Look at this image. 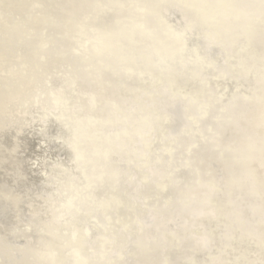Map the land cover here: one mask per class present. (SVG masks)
<instances>
[{"label": "bare ground", "instance_id": "1", "mask_svg": "<svg viewBox=\"0 0 264 264\" xmlns=\"http://www.w3.org/2000/svg\"><path fill=\"white\" fill-rule=\"evenodd\" d=\"M4 1L0 2V134H3L0 135V167L4 170L0 172V181L8 187L2 191L8 203L0 202V209L4 208L2 212H5V221H0V264H22L23 260L27 264H123L129 262L126 261L127 253L135 257L133 264H148L141 261L140 253L148 254L147 261L151 264H162L164 258L166 264H179L169 253L171 248L166 246L170 234L179 241V253L192 264H222L224 255L228 256L230 264H263L264 257L262 259L260 252L264 247V121L259 118L261 107L241 106L239 94L235 92L244 87L248 91L240 92L251 104L258 97L264 101V83L261 85L262 79H259L264 73L260 67L248 63L245 54L241 53L244 50L246 54H256L264 64V7L261 0H245L240 13L242 17L236 23L227 15L231 13L222 8L218 18L205 16L207 12L196 0L194 4L189 0H60V4L57 0H50V4L36 0L40 8L36 14L43 16V20L27 14L31 22L24 18L32 6L26 7L30 0ZM254 4L260 14L246 19L248 15L244 11L251 10L250 5ZM155 17L164 18L172 27L184 28L182 32L187 35L184 38L188 37L185 40L198 42L194 45L197 56L190 52L192 45H186L187 42H184L186 48L180 49L167 40L155 25ZM247 20L250 29L246 27ZM137 25L142 30L132 32L133 54L130 57L127 54L125 62L114 60L118 56L116 53L113 56L114 48L108 51L98 47L96 41L92 43L96 54L91 50V38L95 36L108 37L112 43L125 46L118 34L123 30L121 27L135 28ZM91 31L95 35L91 36ZM243 36L248 42L240 40ZM83 37L88 38L83 41ZM37 39L47 46L41 52L42 65L37 60V50L33 53L32 48ZM72 39L79 44L71 46L79 57L74 60L67 47ZM162 47H170L174 52L179 49L180 57L174 54L169 59L168 54L160 53ZM154 53H159L158 59H154ZM61 59L67 70L61 68ZM78 59L84 60L85 64H80ZM21 65L23 79L20 78ZM122 69L128 74L125 75ZM146 73L151 75V80L148 81ZM253 76L258 77L259 85L249 90L252 86L246 87L245 82ZM211 78L221 88L218 96L212 89ZM233 78L238 84L235 89H229V81ZM70 79L75 85L74 92L67 86ZM170 80L184 84L172 89L173 100L166 94ZM207 85L209 88L205 89ZM48 93L54 96L57 110L48 100ZM34 97L37 110L33 111ZM91 97L93 106L87 102ZM175 104L185 117L188 114L193 119L197 128L185 120L179 131L170 132L174 120L164 109ZM111 105L114 110L108 109ZM195 106L204 110L203 119L199 118ZM217 106L236 122L235 129L217 131L214 128L210 122L212 116L221 124L216 115ZM154 113L158 115L154 117ZM49 114L55 119L51 122L55 126L52 135H49L47 122L52 121ZM43 115L47 121L42 120ZM204 123L213 135L205 133ZM62 125L68 127V134L60 130ZM72 131H75L74 140H70ZM195 132L202 136L203 143L198 142ZM140 138L149 142V153L141 150ZM191 138L196 139L193 142L195 148L186 157L184 151ZM208 140L212 142L208 143ZM155 141H161L159 146L164 149L156 147ZM70 145L75 149V164L68 152ZM214 146L227 161L231 158L225 152L227 149L237 161L241 158L246 161L245 149L250 147L248 170L255 180L254 190L259 198L253 199L250 195L253 183L247 173L227 161H219ZM164 152L170 154L172 162H169L171 169L163 174L159 168L168 164ZM32 153L33 157L30 156ZM125 156L129 172L122 166ZM139 156L145 160L141 162ZM183 158L199 175L198 186L187 183L186 189L182 184L176 188L179 177L175 178V171L180 170ZM52 160L60 169L51 165ZM5 162L8 168H3ZM79 167L86 182L77 179ZM134 168L143 174L148 190L139 184ZM42 175L44 184L55 187L56 197L60 198L61 190L67 202L61 199L57 204L55 196L48 192L45 196L37 191L28 192L32 191L30 188H36L37 181H42ZM153 183L171 193L163 197L171 207L177 192L181 194L180 200L188 202L189 208L181 218L182 222L174 221L173 212L161 206L158 194L148 193L153 190ZM211 185L219 191V198L213 197ZM109 195L119 206L112 204ZM142 198L147 201L145 205ZM129 199L134 200L133 204L141 211L155 208L151 229L143 227L139 218L141 211H136L134 217L128 212ZM207 199L220 216L211 232H207V222H212L215 217L206 204ZM100 205L107 223L98 215ZM23 206L27 207L28 215L20 214ZM10 210H14L13 213L7 214ZM76 210L82 215L92 214L89 218H81L76 216ZM229 213L234 215L236 222L226 217ZM254 215H257L255 222ZM138 222L143 227L142 233L138 232ZM67 224L73 225L74 229L68 228ZM9 232L17 242L10 241ZM72 232L74 235L79 233L83 253L74 248L65 249L70 245L65 235ZM130 233L136 237L132 243L129 242ZM98 243L104 249L100 253L104 259L101 263L97 255ZM129 246L132 248L128 250ZM212 248L216 252L210 253ZM16 249L22 256L11 260ZM72 250L78 253L73 261L68 259ZM116 250L124 262L112 255ZM206 254L210 255L209 260L203 258Z\"/></svg>", "mask_w": 264, "mask_h": 264}, {"label": "water", "instance_id": "2", "mask_svg": "<svg viewBox=\"0 0 264 264\" xmlns=\"http://www.w3.org/2000/svg\"><path fill=\"white\" fill-rule=\"evenodd\" d=\"M1 1H4V0H1ZM0 1V2H1ZM7 0H5L4 2H6ZM35 1L36 0H30V2H29V4L27 5V3H26V7H29V5H32V6H30L29 7V9L26 11V13L24 14V18L26 19V21H29V22H31L32 20L27 16V14H29V15H31V14H33V16H35V17H38L39 18V21H42L43 19H41L42 17H40V16H38L36 13H37V11L40 9L39 7H38V4H36L35 3ZM38 1H42V0H38ZM45 1V3H47V4H50V0H44ZM191 3H195V1L194 0H189ZM198 3H200V5L202 6V7H204V9H205V12H207L206 14H205V16L206 15H209V16H211V15H215L217 18L218 17H220L221 16V14H220V8H222V10H225L226 12H228V13H231V14H227V15H230V16H232L233 17V21L236 23V21L237 20H240L241 19V17H242V15H240V13H241V9L242 8H244V4H245V0H196ZM247 1V0H246ZM255 1V0H254ZM60 0H57V3H59L60 4ZM176 2H178V4H179V6L180 7H182L181 6V3L179 2V1H176ZM255 4L257 3V2H254ZM255 4L254 5H250L251 6V10H248V11H244V12H246V14L245 15H248L247 17H246V19H249V18H251L254 14H260L259 13V11H258V9L256 8V6H255ZM183 5V4H182ZM263 7H264V5H262ZM211 9H214V10H216V11H212V12H210V10ZM236 9H238V10H236ZM195 11V10H194ZM231 11V12H230ZM139 12H141V11H139ZM196 12V11H195ZM202 12V11H201ZM197 14V13H196ZM201 14V13H200ZM242 14V13H241ZM198 15V14H197ZM240 15V16H239ZM199 16V15H198ZM209 20H211V18H209ZM244 21H246L245 19L243 20V22ZM212 21H209V23H211ZM256 22H258V21H256ZM154 23H155V25L157 26V28H158V30L161 32V34L164 36V37H167V40H171V41H173V43H174V45H177L178 47L180 46V49H182V48H186V46H185V44H184V42L186 43L187 42V40H185V39H188V37H186V38H184L185 36H187L186 34H184V32H182L183 31V29L184 28H182V27H178V26H173L172 27V25H170L164 18H161V17H155L154 18ZM176 27V28H175ZM246 27L247 28H249L250 29V23L248 22V20H247V22H246ZM121 28H123V30H121L118 34H119V37L121 38V40H123L126 44H124L125 46H123V45H120L118 42H115V43H112V41L108 38V37H104L103 39L100 37V36H95L94 38H91V42H90V48H91V50L94 52V54H96V50H95V48H94V46L92 45V43H95V41H96V44L98 45V47H101V48H103V47H105L106 48V50H108V51H110V50H112L113 48V50H112V52H113V56L115 55V53H116V55H118V56H115L114 57V60H118V61H124L125 62V56H127V54L129 55V57L133 54V47H132V32L133 31H138V32H141V30H142V27L140 26V25H137V27H132V28H130L129 26H122ZM204 28H208V27H204ZM39 29L41 30L42 29V25L41 26H39ZM189 30V29H188ZM177 31H180L179 33L177 32ZM90 34H91V36H93V35H95V33H93L92 31L90 32ZM90 36V37H91ZM84 38V37H83ZM86 38H88V37H85L84 39H82L83 41L86 39ZM207 38V37H206ZM240 40H244V42H248V40H247V38L245 37V36H243L242 38H240ZM230 42V41H229ZM44 42H42V41H40L39 39H37L36 41H34V44H32L33 46H32V48H33V53L35 52V49L37 50V54H36V57H37V60H38V62L42 65V64H44V59H43V56H42V54H41V52L44 50V49H46L47 48V46H45L44 44H43ZM158 43V45L159 46H161L160 44H159V42H157ZM231 43V42H230ZM192 45V47L190 48V52L196 57L197 56V53H196V50H195V46L194 45H198V42H196V41H189V42H187L186 43V45ZM79 46V44L74 40V39H72L71 41H70V43H68V45H67V47H70V52H69V54H70V56H71V58L74 60L75 58H79L78 57V55H77V53L75 52V51H73L72 50V48H71V46ZM128 45V46H127ZM108 46V47H107ZM169 48V49H168ZM233 49H234V47H233ZM199 52L201 53L202 51H200L199 50ZM160 53H163V54H168V58L170 59V58H172V56H174V54H175V56H178V57H180V51H179V49H178V51H176V52H174V50L172 49V48H170V47H162L161 49H160ZM241 53L242 54H245V57H246V59H247V62L248 63H250L253 67H260V70L261 71H263V73H264V64L262 63L263 61L260 59V57L258 56V55H256V54H251V52H250V54H246L245 52H244V50H242L241 51ZM60 58H61V56H60ZM159 58V53H154V59H158ZM64 61L61 59V61H60V65H61V68L62 69H64V70H67L68 68H67V66H63L62 65V63H63ZM78 62H80V64H85V61L84 60H81V59H78ZM224 65H225V67H227V63H225L224 62ZM179 66H181V65H179ZM66 68V69H65ZM35 70H38V69H35ZM125 69H122V72H124V74L125 75H127L128 73H127V71H124ZM127 70V69H126ZM19 71H20V78L21 79H23V75H22V73H23V67H22V65L21 66H19ZM68 75H65V77H67ZM64 77V78H65ZM138 78H141V76H138ZM137 78V79H138ZM146 78H148V81L149 80H151V75L149 74V73H146ZM262 79V80H260V84L262 85L263 83H264V76H260L259 77V79ZM258 79V77H255V76H253L251 79H250V81L249 82H245V86L247 87V86H252L251 88H249V90H253L254 89V87H256V86H258L259 85V81L257 80ZM31 80V79H30ZM139 80V79H138ZM211 86H212V89H213V91L215 92V94H216V96H218L217 94H218V92L220 91V89L221 88H218L217 87V85L216 84H214L213 82L215 81V79H213V78H211ZM70 81H71V83H70V85H67L68 86V88H70V91L71 92H74V87H75V85L73 84V82H72V79H70ZM236 84H238V81L235 79V78H233V79H231L230 81H229V89H235V85ZM12 85H14V84H12ZM179 85H184V84H180V83H178V82H176L175 80H170L168 83H167V87H166V94L171 98V97H173L174 95H173V93H172V89L174 88V89H176V88H178V86ZM14 87H16V86H14ZM17 88H20V87H17ZM209 88V85H207L206 86V88L205 89H208ZM228 89H226V91H227ZM241 90H247L246 88H244V87H239V88H237V89H235V92H238V94H239V102L241 103V106H245V107H250V108H252L253 107V105L254 106H257V107H261V113H260V115H259V118H260V120L261 121H264V101L263 100H260V98L258 97V100L256 101V102H254V103H252L251 104V101L249 100V99H247L246 97H245V95L243 94V93H241L240 91ZM248 91V90H247ZM75 94V93H74ZM218 98H220V97H218ZM54 99V96L53 95H51V93H48V100L51 102V104L53 105V108H54V110H57L58 109V107H56V105H55V100H53ZM172 100H173V98H171ZM205 99H207V97H205ZM87 102H88V104L90 105V106H93L94 105V100L92 99V97L91 98H88L87 99ZM195 102V101H194ZM197 102V101H196ZM196 102L194 103V104H196ZM32 104H33V111L34 110H37V106H36V97H34L33 98V102H32ZM21 105H23V107L25 106V104L24 103H22ZM249 105H251V106H249ZM261 105V106H260ZM217 114L216 115H218V117L220 118V122H221V124H219L218 122V119L217 118H215V117H213L212 116V118H211V123L213 124V126H214V128H216V130L217 131H219V130H231V129H235L236 128V122H234L233 120H231L230 118H228V116L225 114V112L222 110V109H220L218 106H217ZM108 109L109 110H114V107L111 105L110 107H108ZM164 110H167L168 112H170L171 113V115H172V118H173V120H174V123L172 124V126L170 127V132H177V131H179L180 129H181V127H182V124H183V122L186 120V123L187 124H190L193 128H197V125H196V123L193 121V119L191 118V117H189L188 116V114H186V117H185V115L183 114L184 112H182V110H180V108H179V106H178V104H175L174 106H169V107H167L166 109H164ZM195 110H196V112L198 113V115H199V118L200 119H203L204 118V113H203V111H201L200 110V107H198V106H195ZM40 112H42V113H45V110H40ZM154 115V117L155 116H157L158 114L157 113H154L153 114ZM36 116H37V114H36ZM49 116L51 117V120L52 121H47V117L46 116H42V120L43 121H47L48 122V126H50V131H49V135H52L53 133H55L54 132V130L53 129H55V126L54 125H52L51 124V122H54L55 121V119H54V117L51 115V114H49ZM222 116H224V118H221ZM58 122V121H57ZM57 122L55 123V125L57 124ZM204 126H203V128H204V130H205V133L206 134H208V135H213V133H212V130L210 129V127L208 126V124H206V123H204L203 124ZM63 127L60 129V130H63L64 131V133L65 134H68L69 133V130H68V127L67 126H65V125H62ZM36 130L39 132V128H37L36 127ZM56 130H59L57 127H56ZM72 130H75V129H72ZM74 133H75V131L73 132H71V135H70V140L72 139V140H74ZM25 134H27V133H25ZM1 136L3 135V134H0ZM46 135H48V133L46 134ZM195 135H196V139L198 140V142H200V143H203L204 142V139H202V136H200V135H198V133L197 132H195ZM38 137H40V138H42V135H40V134H38L37 135ZM29 137V136H28ZM47 137H49V136H47ZM215 138H217V136L215 135ZM196 139H194V138H191L190 139V141L188 142L189 144H188V146L186 147V149H185V151H184V156H186V157H189L190 156V152H191V150L192 149H194L195 148V145H193V142H194V140H196ZM209 142H212L211 140H208V143ZM26 143H29V141L28 140H26ZM71 143V142H70ZM148 143L149 142H145L144 140H143V138L141 139L140 138V140H139V145H140V148H141V150H145L147 153H149L150 152V149H149V146H148ZM155 143H157V146L156 147H158V148H160V150H163L164 149V147H160L159 145L161 144V141H155ZM207 143V144H208ZM30 146H32L33 145V143L31 144H29ZM73 145V144H72ZM191 145V146H190ZM204 145H205V143H204ZM151 146H153V145H151ZM36 150H38V149H36ZM213 150H214V152L216 153V155H217V157H218V159H219V161H221V162H226L227 160L224 158V155H223V153L221 152V151H219V149L216 147V146H214V148H213ZM247 152L245 153V155H247V157H246V161L244 160V159H242L241 158V160H239V161H237L236 160V158H233V157H235L234 155H233V153H230V150L229 149H227L225 152L226 153H229V155H230V161H227V162H229L231 165L233 164V165H235L236 167H238V168H241L244 172H246L247 173V175L250 177V179H252L251 181H252V183H253V186L251 185V187H253L252 189H251V191H250V195H251V197L253 198V199H257V198H259V195H258V193L254 190V178H253V176H252V174H251V172H250V170H248V166H249V164H250V157H248V153H250L251 151H250V147H247L246 149H245ZM195 151H197V149H195ZM68 152L70 153V155L73 157V163L75 164V162H76V159H75V149L74 148H72L71 147V145L68 147ZM26 154H30V153H28V152H26ZM31 157H33L34 156V154L32 153L31 155H30ZM163 156H165V159H166V162H168V164L167 163H165L164 165H163V167H160L159 168V170H160V173H167L171 168L169 167L170 165H169V162H172V160L170 159V154L169 153H167V152H164V154H163ZM47 156L46 155H44V158H46ZM238 157H240V156H238ZM139 158H140V161L141 162H143L144 160H145V157H142V156H139ZM178 158H180V157H178ZM104 161H106V159H104ZM54 162L55 161H51V165L55 168V169H60V167L59 166H57V167H55V164H54ZM107 162V161H106ZM177 163L179 164L180 162H179V160H177ZM128 164H129V162L127 161V158H126V156L124 157V159H122V166H123V168H124V170L126 171V172H129L128 170H126V168H127V166H128ZM3 168H8V163L7 162H5V163H3ZM173 166H175V163H173ZM142 167L143 168H145L144 167V165L142 164ZM88 170H89V172H91L92 171V169H91V167H88ZM134 170H135V172H136V175H137V178H138V180L140 181V185H144L145 186V188L144 189H147L148 190V188L147 187H149L147 184H146V182L144 181V179H143V174H140L139 173V171L138 170H136L135 168H134ZM181 170V171H180ZM180 170H177V171H175V178H177V177H179V180H175L176 182H178L179 183V185H177L176 186V188H178V187H180V184H182L184 187H185V189L187 188V183H189V184H193V186H198L200 183H199V175L196 173V170L195 169H192V168H190V166L188 165V161L185 159V158H183V161H182V165H181V167H180ZM4 170H2L1 169V167H0V172H3ZM180 171V172H179ZM43 176V175H42ZM42 181L41 180H39V181H37V186H36V188H30L32 191H28L30 194H32L33 193V191H37L38 193H40L42 196H45L46 195V193L48 192L51 196H55L54 197V199H55V201H56V203L57 204H59V201L62 199V200H64L65 202H67V199L66 198H64V194L61 192V190H60V198H58V197H56V195H55V193H54V188L55 187H50L49 185H46V184H44V179H45V177L43 176L42 178ZM77 179L80 181V180H82L83 182H86V179H85V177H84V173H83V170H81V167H79L78 168V170H77ZM97 180H98V182H100V180L101 179H98L97 178ZM167 180V179H166ZM69 185H71V183L69 184ZM48 186V187H47ZM107 186V185H106ZM152 188H153V190L152 191H150V192H148L149 194H151V195H156V194H158L159 195V197L161 198V206L163 207V208H165V209H167L168 211H171V212H173V219H174V221H177L178 223L179 222H182V217L185 215V213L188 211V202L186 203L185 201H182V200H180V198H179V195H181L180 193H176V194H174V196H173V199H174V201H175V204H174V206L173 207H171L170 206V203H167L166 202V200L165 199H163V197H168L169 195H171V193L170 192H167L166 191V189H164V188H162V187H160V186H158L156 183H153L152 185ZM7 188L8 187H5V186H3L2 184H1V181H0V197L2 198V197H4L5 196V194L2 192L3 190H7ZM211 190L213 191V197L214 198H216V197H218L219 198V196L218 195H220V193H219V191L213 186V185H211ZM69 191H68V193H70L71 191H70V189H68ZM176 191H177V189H176ZM24 193V196H25V194H26V192L24 191L23 192ZM109 198H111V196L109 195L108 196ZM182 199L183 200H186V196L184 195H182ZM130 200V202H129V204H130V209L128 210V212L134 217V215H135V212L136 211H141L140 210V208H136L135 207V205L133 204V201L134 200H131V199H129ZM140 200V199H139ZM0 202H3V203H8V199L7 198H3V199H1L0 200ZM111 202H112V204L113 205H117V201H115V199L114 198H111ZM147 201H145L144 200V198H142V204L143 205H145V203H146ZM154 203H151L150 205H153ZM206 204H207V206H208V208H210V210L212 211V213H213V215H214V220L212 221V222H207V232H211V227H213V225H214V223L220 218V216H218V214H217V209L215 208V206H214V204L209 200V199H207L206 200ZM117 206H119V205H117ZM122 208H125L124 206L122 207ZM137 209V210H136ZM145 209H146V207H145ZM148 210V209H147ZM2 211H4V208H1L0 209V221H2V220H4L5 221V212H2ZM13 211L14 210H10L9 212H7V214H9V213H13ZM24 211V212H23ZM98 215L100 216V218L101 219H103L104 220V222L105 223H107L108 222V220L107 219H105L104 218V215H103V210H102V206L100 205L99 207H98ZM154 211H155V208H152V209H150L148 212L147 211H141V215H139V218L142 220V222L144 223V225L145 226H143V227H145V229L147 228V229H151V227H152V225H153V215H154ZM58 212V211H57ZM79 211L78 210H76L75 211V214H76V216L77 217H81V218H84L85 216H87L88 218L90 217V214H92V213H87V214H80V213H78ZM22 213H24V214H29V211H28V209H27V207L26 206H23L22 207V211H21V213L20 214H22ZM89 214V215H88ZM114 215H115V213H114ZM250 215L252 216L253 215V213H251L250 212ZM229 216V218L231 217L235 222H236V219H235V217H234V215L231 213H229V214H227L226 215V217H228ZM253 220H254V222L257 220V215H254L253 217ZM25 221V220H24ZM81 221V220H80ZM6 223V222H5ZM69 227L68 228H70L71 230H73L74 229V227H73V225H69V224H67ZM136 225V224H135ZM137 226H139V230H138V232L140 231L141 233L143 232L142 231V225H140V223L138 222L137 223ZM63 228V227H62ZM26 229V228H25ZM24 230V229H23ZM82 232H83V230H81ZM11 232H12V230H11ZM11 232H9V235H8V237H9V239H11L10 241L11 242H17L18 240H15L13 237V233H11ZM237 230H235V233L237 234ZM85 234H87V233H85ZM193 234H195V233H193ZM209 235V237L210 236H212L210 233H208ZM170 237V240L169 239H167L166 240V246H167V248L169 249V248H171V249H169V250H171V252H169V253H171V255L172 256H175L176 258H177V260H178V263L179 264H192L191 263V261L190 260H186L185 258H183V256L179 253V251H178V247H177V245L179 244V241L177 240V238L176 237H173L171 234L169 235ZM128 237L130 238V240H129V242L130 243H132L131 241L132 240H136V237L135 236H133L131 233L130 234H128ZM65 239L69 242V246H67V247H65V249H71V248H74V249H76V251H80V252H82V242H80L79 243V240H80V236H79V233H76L75 235H74V232H72L71 234H66L65 235ZM82 240V239H81ZM7 243H9V241L7 242ZM138 243V242H137ZM248 244V243H247ZM251 244V243H250ZM132 246V245H131ZM97 250H98V253H97V255H98V259L100 260V263L101 262H103V260H102V257H101V255H100V253H101V251H103L104 249L102 248V246H101V243H98V245H97ZM132 247H130L129 246V248H128V250L129 249H131ZM263 248V250L260 252L261 254H262V259H263V257H264V247H262ZM136 249L138 250V251H141V247L140 246H138V245H136ZM4 250H6L7 251V249L5 248ZM74 250H72V255H70L69 257H68V259H70V260H75L77 257H78V253H74L73 252ZM127 251V250H126ZM215 251V249L214 248H212L211 249V252L210 253H212V252H214ZM216 252V251H215ZM83 253V252H82ZM208 253V252H207ZM13 255V257L11 258V260H14V259H16V258H19V257H21L22 255H21V253L19 252V250L18 249H16L15 251H14V253L12 254ZM112 255L113 256H115V257H117L118 258V260L119 261H121V262H124V261H122V259L120 258V254L117 252V250L116 251H114L113 253H112ZM147 255L148 254H145V253H140L139 254V256H140V259H141V261H144L145 263H148V264H151L150 263V261H147ZM3 256H4V258L5 259H7V260H10V259H8V257H6V255L5 254H3ZM28 257H29V255H28ZM227 257L228 256H226V255H224V258H223V262H222V264H230V263H228V261H227ZM205 260H209V258H210V255H204V257H203ZM37 260V259H36ZM136 259H135V257H133V255L132 254H129V253H127L126 254V261H129V262H124L123 264H133V262L135 261ZM264 261V260H263ZM36 262V261H35ZM36 263H39V261H37ZM22 264H27L26 262H24V260H23V263ZM162 264H166V262H165V258L164 259H162ZM263 264H264V262H263Z\"/></svg>", "mask_w": 264, "mask_h": 264}, {"label": "snow or ice", "instance_id": "3", "mask_svg": "<svg viewBox=\"0 0 264 264\" xmlns=\"http://www.w3.org/2000/svg\"><path fill=\"white\" fill-rule=\"evenodd\" d=\"M262 5H264V0H261Z\"/></svg>", "mask_w": 264, "mask_h": 264}]
</instances>
